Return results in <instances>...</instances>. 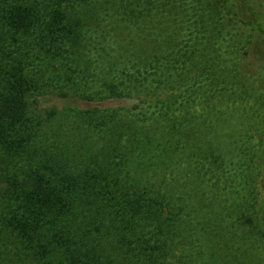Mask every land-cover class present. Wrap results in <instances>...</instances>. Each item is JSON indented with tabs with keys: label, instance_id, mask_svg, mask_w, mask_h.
I'll use <instances>...</instances> for the list:
<instances>
[{
	"label": "trees",
	"instance_id": "16d2710c",
	"mask_svg": "<svg viewBox=\"0 0 264 264\" xmlns=\"http://www.w3.org/2000/svg\"><path fill=\"white\" fill-rule=\"evenodd\" d=\"M240 87L264 88V0H0V264H201L188 147Z\"/></svg>",
	"mask_w": 264,
	"mask_h": 264
},
{
	"label": "rangeland",
	"instance_id": "374dc122",
	"mask_svg": "<svg viewBox=\"0 0 264 264\" xmlns=\"http://www.w3.org/2000/svg\"><path fill=\"white\" fill-rule=\"evenodd\" d=\"M241 29L246 37L247 29ZM247 49L249 54L239 63L253 73L257 66L252 49ZM243 89L223 105L228 110L222 120L227 132L224 139L188 147V235L196 238L202 249L201 264H264V88H249L244 94ZM131 102L114 99L98 104ZM62 105L60 98L48 93L33 101L42 116ZM16 244L6 243L12 251ZM8 257L14 260L11 264H39L23 255ZM113 259L112 264H132L128 257L115 254ZM188 264H194L191 253Z\"/></svg>",
	"mask_w": 264,
	"mask_h": 264
}]
</instances>
